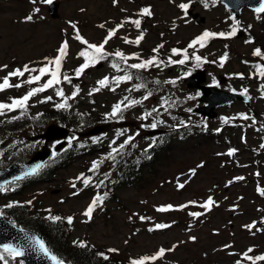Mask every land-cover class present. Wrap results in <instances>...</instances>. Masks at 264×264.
Masks as SVG:
<instances>
[{"label": "rangeland", "instance_id": "374dc122", "mask_svg": "<svg viewBox=\"0 0 264 264\" xmlns=\"http://www.w3.org/2000/svg\"><path fill=\"white\" fill-rule=\"evenodd\" d=\"M56 1L57 15L52 17L44 0L35 3L32 0H0V83L9 72L23 70L25 65L37 70L44 67L47 64L45 58L54 59L64 41L69 45L68 54L62 61L61 82L37 93L27 102L26 110L19 111L52 110L69 98L67 104L70 107L58 108L64 109L59 113L66 115L65 118L74 120L67 126L61 124L69 127V145L86 137L88 130L97 125L104 128L87 136L89 139L100 141L127 135L131 139L128 143H120L124 145L122 149L127 150L129 143L137 142L141 151L149 145L143 136L151 132L153 123L155 128L167 131L186 122L187 127L209 123L214 130L208 134L200 130L199 135L196 130L191 135L179 126L178 129L186 133L170 134L166 147L157 151L159 158H155L156 154L141 165L142 177L113 190L115 195L111 199L103 187V179L113 177L110 174L113 162L108 163L104 158L109 153L98 148L83 157H75L69 166L56 169L48 179L26 183L17 193L14 189L18 184L6 187L13 195L2 194V205L14 200L40 213L54 212L55 217L68 224L66 235H69V242L72 238L74 247L76 243H89L110 254V250L115 249L113 257L122 259L124 264H132L133 260L145 256L152 257L161 248L165 249V255L156 260L149 259V263L237 264L239 261L240 264H264V261L245 257V253L250 257L264 255V77L259 74L264 58V12L245 8L233 20L232 11L220 0L215 3L207 0V7L201 0ZM181 3H188V9L197 12L198 16L194 19L185 14L178 6ZM145 7L151 10V16L141 15ZM28 16L32 19L26 20ZM136 19L141 21L140 28L130 22ZM122 23L123 27L104 45V51L109 55L77 77L76 70L85 62L79 53L87 48L75 39L76 30L89 43L100 45L109 30ZM234 25L242 31L239 37L217 36L208 39L203 48L199 44L188 47L205 31L227 34ZM141 33L144 38L139 45L125 42V39L135 41ZM158 47V52L153 51ZM172 49H177V53L174 54ZM256 49L261 50L260 56L254 55ZM116 51L130 58L121 60L115 56ZM225 53L228 59L221 66L220 58ZM185 54L188 60L184 64L177 63ZM195 56L201 57L199 67ZM153 58L156 63L145 70L156 77L155 80L149 76L145 84L132 75L131 80L116 83L115 77L135 72L128 65ZM114 63L119 70L112 67ZM188 66H206L208 83L215 81L214 84L225 90L241 93L247 90L246 95H251V101L247 106L236 101L218 109L216 119H200L192 111L196 105L195 93L188 92L185 85L172 89L171 84H167L169 79H180ZM31 75H39V72L11 77L10 83H22L23 86L0 91V103L10 104L14 98L23 97L51 78L45 75L39 82L23 83ZM64 75L70 77V83L63 79ZM105 77L109 83L101 87L98 81ZM220 77L224 79L222 83ZM77 88L79 91L72 98ZM57 89H62L65 96H57ZM160 92L167 94L161 98ZM143 95L148 98L144 99ZM47 97L52 99L46 100ZM131 100L141 103L128 106ZM118 103H121V111L112 116L113 106ZM241 114L249 119L241 118ZM12 119L13 114L0 115L2 128ZM36 122L28 117L19 118L15 122L19 129H0V166L7 165L19 150L33 152L37 149L42 140H29V136L44 131L48 123L56 129L60 121L48 120L41 126ZM243 131L247 142L239 145ZM228 145H234L236 152L229 155ZM146 158L151 159V156L146 153ZM93 162L98 163L94 170ZM239 177L242 179H237ZM85 178L89 180L87 186L83 182ZM180 184L184 187H179ZM98 196L103 197V201L98 202L89 219L84 212ZM209 197L214 204L210 209L201 207ZM169 205L172 206L169 210L158 211ZM184 205L187 206L181 207ZM68 217L73 218L71 224L67 222ZM158 224L168 227L157 228ZM58 238L63 240V237ZM4 255L6 257V253ZM11 262L19 264L17 259H11Z\"/></svg>", "mask_w": 264, "mask_h": 264}, {"label": "snow or ice", "instance_id": "6c2138e0", "mask_svg": "<svg viewBox=\"0 0 264 264\" xmlns=\"http://www.w3.org/2000/svg\"><path fill=\"white\" fill-rule=\"evenodd\" d=\"M33 3L36 2V0H32ZM45 3L47 4H52L53 0H44ZM116 2V0H114V3ZM202 3H204L205 7H207V0H201ZM213 3H215V0H213ZM184 12L185 14H187L188 8H189V4L188 3H181L178 5ZM36 12H39V9H35ZM256 12H264V3H261V5L255 9ZM141 15H146V16H151V10L147 7L143 8L141 11ZM32 16H28L26 17V20H31ZM233 20H235V17H232ZM131 23H133L136 28H140L141 25V21L139 19L136 20H132L130 21ZM238 23V22H237ZM101 27H103V25H101ZM123 27V23L118 25L116 29H111L109 30L108 36L105 38V40L100 44V45H95V44H91L89 43L87 40H85L80 34L79 31L76 30V36L75 39H77L78 41H80L82 44H85L87 46L86 50H83L79 53V56L83 57L85 62L80 65V67L76 70L75 75L77 77L81 76V74L85 71V69H87L88 67H90V65H94L96 63H98L100 60L105 59L109 54L106 53L104 51V45L108 43V41L116 35V32L118 31L119 28ZM73 28H75V25H73ZM237 35V27L234 25L232 27L231 32L229 33H224V32H220V33H214V32H209V31H205L202 35L198 36L197 38H195L193 41H191V43L188 45L189 48L194 47L195 45L199 44V46L201 48H203L205 46V42L210 39V38H215L217 36L221 37V38H230V37H234ZM144 38V34L141 33L136 39L135 41H129L127 39H125L126 43H135L137 45L140 44V42L143 40ZM251 42V41H248ZM159 47H163V45H160ZM159 47L157 49H154L153 51L158 52L159 51ZM68 42L64 41L62 43V45L60 46V48L58 49V55L54 58V59H48L45 58L47 60V64L44 67L37 69H30L27 65L24 66L23 70L21 69H15L11 72L8 73L7 76H5L3 78V82L0 83V91H4L7 88H11V87H16V88H20L23 86L22 83H17L15 85H13L12 83H10V78L11 77H23L24 74L26 72H39V75H31L26 81H24L23 83H27V84H33L35 82H39L41 80V78L45 75H50V79H48L45 83H43L40 87H36V88H32L30 91H28L23 97L21 98H14L12 100V102L10 104L8 103H0V115H4L5 114V110L7 111H14L16 109H23L26 110L27 107V102L35 95H37V93H41L44 92L45 90L54 87V85H57L61 82L60 80V74H61V67H62V61L65 59V57L68 54ZM177 49H172V52L175 54L177 53ZM186 51V50H185ZM254 55L256 56H260L261 55V50L260 49H256L254 51ZM115 56L119 57L121 60L126 61L127 59H129L130 57H125L124 53L120 52V51H116L115 52ZM228 59V54L225 53L224 56H222L220 58V63L221 66H223V63ZM188 60V56L185 54L184 59H181L179 61H177V63L180 64H184L185 61ZM195 60L197 62V67L200 66L201 63V57L200 56H195ZM156 63L155 58L153 59H149L147 61H143L141 63H134L131 65H128V67H130L131 69H146L148 68L150 65ZM49 65H54V67H49ZM4 68L7 67V65L3 66ZM113 68H117L119 70V66L117 64H112ZM260 76L264 77V68H261L260 72H259ZM63 79L67 82H71V79L69 76L64 75ZM116 83L119 84L121 81H125V80H131L132 76L131 75H124V76H117L114 78ZM109 83L108 78L105 77L104 79L98 81V84L101 87H105L107 86ZM174 83V82H173ZM137 88L139 87H143V85H136ZM262 88H264V85H262ZM79 91V89L77 88L76 92L73 93L72 98L75 97V95L77 94V92ZM94 91H99V89H95ZM247 90H245L243 93H241L242 95H246ZM56 95L60 96V97H64V91L62 89H57L56 90ZM149 96L151 95V93L148 94ZM148 97L145 96L144 99H147ZM52 97H47L46 100H51ZM67 99L69 98H65L63 103L57 104L56 107L57 108H66V107H70V105L67 104ZM127 99V97L125 98ZM41 102H45V101H41ZM123 103V102H121ZM121 103H118L116 105L113 106V110L111 115L112 116H116L120 111H121ZM141 103V101L138 100H131L129 101V105H135V104H139ZM23 114V113H22ZM241 118L243 119H249V117L245 114H241ZM152 128L156 127V124L153 123L151 125ZM125 143H128V141H125ZM124 145H121L120 147L123 148ZM113 151H116V149H113ZM229 155H231V153H229ZM98 167V163L97 162H93V170L96 169ZM37 169L33 168L31 171L34 173L36 172ZM193 174H194V170H193ZM79 179V178H78ZM237 179H242V177H239ZM84 184L85 186L88 185L89 180L87 178L84 179ZM73 187H75V184H73ZM179 187H184L183 184H180ZM264 194V193H262ZM103 201V197H96L92 203L88 206V208L86 209V211L84 212V215L86 217H88L89 219L92 218V214L93 211L95 210V208L99 203H102ZM194 203V202H191ZM214 204V201L211 199V197H209V199L206 201L205 204L201 205V207L205 208V209H210V207ZM11 206V205H9ZM187 205L181 206V207H186ZM172 206L169 205L167 208L165 207H161L158 209V211H167L171 208ZM190 215L193 216H197L200 215L199 213H190ZM51 219L54 220H59L60 217H51ZM72 217H68L67 218V222L69 224L72 223ZM143 219V217H142ZM157 228H165L168 227V225H162V224H158L156 225ZM192 239H195V237H192ZM35 243L39 246V250L45 255L48 256L52 261L55 262V264H63L62 261L57 260V257L54 255H51L49 249L45 246L44 242L42 240L39 239H35ZM81 247H84L85 245L83 243H81L80 245ZM3 251L0 252V261H3V264H9L8 259H6L4 253H7L9 257H11L13 260L16 259V257H23L25 255V251L22 249H19L17 247H14L12 245H2ZM110 251H115V249H111ZM170 251V250H169ZM249 252L252 251V249L248 250ZM165 255V249L161 248L155 255H153L152 257H143L140 260H133L132 264H145V261L151 259V260H156L160 257H163ZM245 257L249 260H255V261H264V255L261 256H256V257H250L247 256V253H245ZM105 259H107V257H105ZM20 264H23V261L20 262ZM237 264H240V262L238 261Z\"/></svg>", "mask_w": 264, "mask_h": 264}, {"label": "water", "instance_id": "95a60500", "mask_svg": "<svg viewBox=\"0 0 264 264\" xmlns=\"http://www.w3.org/2000/svg\"><path fill=\"white\" fill-rule=\"evenodd\" d=\"M223 1L229 7L234 9L235 14H238L241 7L243 6L258 8L261 5V3H264V0H223ZM56 7H57V3L53 2L51 4V8L49 9L50 13L53 16L56 15V12H55ZM202 79L203 78L201 77L198 80L200 81ZM207 90H212V91L209 93ZM203 91H204V98H206L207 100H208V97L213 98L219 95L225 96L223 101H220V102L217 101L216 103H213L209 101L207 108H212L215 105H218L219 103H222V102L225 103L227 101H230L234 97L238 96L237 94H232V93L223 94L221 91H217L215 90V88H212V87L203 88ZM200 111L203 112L202 110ZM56 131L58 133H55ZM65 132H66L65 129H61V128L55 129L51 125L48 127L44 136L46 138H52L54 136L56 137L58 135H63ZM48 154H49L48 150L39 151L31 158V161H29L26 165L30 164L32 166V169L36 168L45 159V157ZM23 167L22 166L9 167L7 170L0 171V185L6 180H9L13 177L22 176L24 174L22 171ZM35 239L41 240L34 233L14 226L10 222H8L6 219H4L3 216L0 215V246L8 244V245H12L14 247L24 250L25 255L22 257V259L27 264H55L54 261H52L48 256H45L39 250V246L35 243Z\"/></svg>", "mask_w": 264, "mask_h": 264}, {"label": "trees", "instance_id": "16d2710c", "mask_svg": "<svg viewBox=\"0 0 264 264\" xmlns=\"http://www.w3.org/2000/svg\"><path fill=\"white\" fill-rule=\"evenodd\" d=\"M62 117L63 115L59 112L49 110L48 113H41L35 119H38L37 125H43L45 121L50 119L65 121L66 119ZM15 122L16 119L10 123V129H19V125L15 124ZM9 205L2 207L3 212H6V214L10 215L12 219L20 224L36 229L46 239L50 248L59 257L69 261L71 264H124L122 259H116L110 253L102 254V251L88 245L79 248H75L74 246L68 247L69 243L65 237V229L59 226L57 222L45 217L35 209L29 208L27 205L19 203H11ZM59 236L63 237V240H60Z\"/></svg>", "mask_w": 264, "mask_h": 264}, {"label": "bare ground", "instance_id": "6f19581e", "mask_svg": "<svg viewBox=\"0 0 264 264\" xmlns=\"http://www.w3.org/2000/svg\"><path fill=\"white\" fill-rule=\"evenodd\" d=\"M45 106V105H44ZM93 134H95V133H93ZM173 144V143H172Z\"/></svg>", "mask_w": 264, "mask_h": 264}]
</instances>
